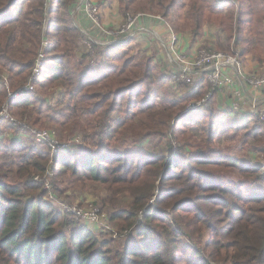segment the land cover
Returning <instances> with one entry per match:
<instances>
[{
  "label": "trees",
  "instance_id": "trees-1",
  "mask_svg": "<svg viewBox=\"0 0 264 264\" xmlns=\"http://www.w3.org/2000/svg\"><path fill=\"white\" fill-rule=\"evenodd\" d=\"M188 1L192 35L218 26L237 40L242 60L261 56L264 0ZM76 2H51L39 80L46 93L62 89L63 101L50 105L25 94L10 109L30 115L35 126L40 118L32 116L43 114L42 124L56 128L61 139L81 132L88 143L53 157L33 140L20 141L17 128L0 120V137L12 131L14 141L0 144V264H264V167L254 161L255 153H264L261 125L221 116L215 95L188 110L208 93L204 80L178 96L155 56H134L126 45H97L86 38L72 16ZM141 2L119 0L125 15L134 5L138 12L168 18L185 5V0H148L149 7ZM44 4L0 0V70L8 73L12 88L16 79L25 83L34 68ZM246 31L255 38L254 48ZM85 41L96 52L94 65L93 55L79 52ZM5 97L0 84V98ZM149 142L153 149L146 147ZM48 170L58 197L74 182L106 187L112 199L104 208L120 237L104 230L98 237L51 204L34 180ZM120 197L130 202L116 207ZM225 251H232L227 260Z\"/></svg>",
  "mask_w": 264,
  "mask_h": 264
},
{
  "label": "rangeland",
  "instance_id": "rangeland-1",
  "mask_svg": "<svg viewBox=\"0 0 264 264\" xmlns=\"http://www.w3.org/2000/svg\"><path fill=\"white\" fill-rule=\"evenodd\" d=\"M52 1L53 0H51V2ZM116 1L119 4V8L121 9L119 0H116ZM147 1L148 0H143V3L142 2L141 3L144 4V6L149 7ZM51 2L48 5H46V0H45V4L44 5H45V8L47 9V12H46V18H45L44 23H43L42 42H41L40 48L37 51L38 56L36 57V59L34 58V60H35L34 61V67H35V63L37 62V60H39L38 59L39 55H43V57H44L43 58V65H44L45 60H46V54H44V51L46 50L47 46H45V44H47L49 41L46 40L47 37H45V35H46V32H47V23H48V18H49ZM94 2L99 7L100 20H101V5L96 0H94ZM78 8H82L81 7V0H77L76 6L72 8L71 12H72V16H73L74 20L76 18V10ZM23 9L26 10V7H24ZM136 9H137L136 6L133 5L130 8L128 14L124 15L125 19H126L124 25L121 28H119L118 30H113V31L120 32L127 25L129 16L135 17V16H138V15H141L140 18H142V17H148V18H154V17L158 18V17H160L159 21L164 23L165 26L167 27V29L169 28L168 32H170V35L172 33L175 37L177 36V38H179V36L180 37L183 36L182 38L185 37V38H190L191 40L193 39L195 41L202 42L203 45H202L201 48L197 49V52H199L201 50H205L206 48H212L214 50L217 49L218 51L221 50L222 52H228L230 54L233 53V52H238L240 54V51L242 52V50H241L242 48L238 47L237 40H236V42L233 41V40L230 41L229 37H228L229 34L224 32V31H222L218 26H215V27L204 26L203 29H202L201 34L198 37L192 35V32L190 30L191 28L189 27V23H188V15H189V13H188L189 1L188 0H185L184 7L180 8L178 10H174L171 13L170 17H168V18H165L160 13L158 14V13L138 12ZM84 15H85V12H84ZM85 17H86V15H85ZM76 25L78 26L77 23H76ZM78 28L80 29L79 26H78ZM263 29H264V24H263ZM81 32L84 35L87 36V34L83 30H81ZM130 32H131V30L129 32H127V33L130 34ZM206 32H208V34L205 35ZM246 35L252 39L251 46H252V48H254L255 38L252 37V33L249 32V31H246ZM115 37H117V36H115ZM90 40L92 41L93 44L95 43L97 45H102V44L96 43V41L101 42L100 40H96V39L92 40V38H90ZM117 40L118 41H122L121 44H118V45L106 44L104 46L126 45V46H128L127 49H130V52H131L132 55H134V56L137 55L139 57L145 56V55L142 54L141 47L137 43L132 41L133 39L125 38V39H117ZM171 40H172V36H171ZM239 45H242V44L239 43ZM258 49H259L260 52H262L261 56H263L264 55V41H263V43L261 45L258 46ZM252 51H254V50L252 49ZM79 52L80 53H84V52L88 53L89 52L90 56L93 55L92 58L89 59V60H91V62H92L91 65L92 64L94 65V62L92 61V59H94L96 57V52H95V50L93 52V49H90V46H88V43H86V41L83 42V43H80ZM255 52H257V51H255ZM16 55L18 56L19 54H16ZM185 55L190 57L188 54H185ZM250 55H253V57H254V59L256 61L264 62V58H261V56L258 57V54L256 55V54L252 53ZM194 56H192L190 58H194ZM158 63H160V65L162 67L163 62L161 63V61H158ZM165 66H166V68H164V69L162 68V70H163L164 73H168L169 72L167 70L168 69V65H165ZM1 67L2 66H0V68ZM42 68H43V66H42ZM42 68H41V73H42ZM262 72H260L258 74H254V75H262ZM32 73H33V70L31 72V74L28 75L26 82L23 83V84L20 83V81H21L20 79H16V81L13 82L14 86L12 88L11 85H10V80H9L8 73L4 69L0 70V84H2V86L5 89V93H6V97L5 98H0V102H1L0 111L3 110L4 108H7L8 114L11 117L15 118L16 120H18L19 122H22L23 124H25L27 126V127L20 126L19 129L17 127H14V128H17V129H14V130H16L19 133L20 141H22V140H31L32 141L31 138L34 137V135L32 136L30 134L31 131H38V132L49 131V132H54L55 135H56L57 140H59L61 143H66L67 141H69L71 139L79 138L82 141L80 146L84 147L86 145V143H88V139L85 136V134H83L81 132H78L76 134H73V136L71 135L68 138H62L61 139L60 136H59L58 131L56 130V128H54L51 125H47L45 127L42 124V123L46 122L47 119L40 112H37V111L33 112V113L41 114V115L34 114L32 116L34 119H37V117L40 118V124H36V126H35V125H33V120L30 119L31 118L30 115H27V116L24 117V116H22V113L24 114V112L22 110L18 109L19 111H16V113H15V112H13L10 109L11 105L13 104V102L10 101L11 100L10 97L13 96L14 94L16 95L18 90L24 89L25 86L29 84V79H30ZM41 73H40L39 79L41 78ZM41 86L42 85H41L40 81L35 83V84H33V87H34L33 93L28 92V93H26V95L33 96L34 98L38 97L41 100H48L50 105H54L55 101L61 100L62 89H58L57 90L55 88H52V90H50V91H48L46 93V90H44L43 87H41ZM171 86L173 88L172 91L174 93H176L178 96H182V94H184L187 90H189L188 88L190 87V85L189 86H186V85L173 86L172 84H171ZM163 94H164V92H163ZM20 98L21 97H19V96L16 97L14 99L15 102L18 101V99H20ZM62 101L63 100H61L60 102H62ZM118 118H121V116L114 115V119L115 120H117ZM2 120L8 123L7 119H2ZM253 121H255V120H253ZM12 133H13L12 131L5 132L3 134V137H0V141H1L0 144L3 143L4 141H8V143H10V144H11V142H14L9 137V134H12ZM35 143L40 145L41 149L45 148L46 150H49V152L51 153L50 149L45 144H40V143H37V142H35ZM219 145H220V147L223 148L226 145V143L223 142V140H220ZM146 147L149 148V149H153L154 145L151 142H149ZM159 149H160V152L162 154H166V149L164 147H159ZM259 153L260 154L255 153L256 156H254V159H255L254 161L256 163H260L261 166L264 167V153H261V152H259ZM250 182H253L255 184L258 183L256 179H253ZM257 186L258 185H256V187ZM62 188L65 190V194L64 195H60L59 194V198L60 199L66 201L69 204H71V203L72 204H77L79 206V208H81V210H85L87 213L94 212L95 210H99L100 209L102 211V213L105 214L106 217H107V222H106L107 223V227H101L102 230L111 232L114 235V237H120L118 235V233H119L118 228H115L109 222V217H108L107 211L104 208V204L107 203V205H108L109 204L108 201L110 199H112V195H111V193L108 191V189L106 187L101 186L100 184H97V183L74 182V184L72 186H69V187L65 186V187H62ZM129 202H130L129 198L120 197V198L116 199V203H114V204H115L116 207H118V206H120V204H128ZM109 207H112V206H109ZM78 223H80V222H78ZM80 225L81 226H85L86 224L80 223ZM96 227H99V226L96 225ZM92 231H94L96 233V235L98 237H100V234H101L100 231L101 230H98L97 228H93V226H92ZM224 254H225L224 258L227 260L229 258V256H231L232 251H229V252L225 251Z\"/></svg>",
  "mask_w": 264,
  "mask_h": 264
},
{
  "label": "built area",
  "instance_id": "built-area-1",
  "mask_svg": "<svg viewBox=\"0 0 264 264\" xmlns=\"http://www.w3.org/2000/svg\"><path fill=\"white\" fill-rule=\"evenodd\" d=\"M50 2L51 0H46V5H48ZM81 7L85 12L86 18L94 24L95 28L102 29L104 31L103 34L110 36L111 38H115V36H119L120 34L127 33L132 30V27L141 16H129L127 25L120 32L104 30L101 25L99 7L94 2V0H81ZM157 19L160 20V17ZM171 36L172 57L170 62L172 67L168 72L171 84L173 86H189L204 80L209 86L206 96L202 100L193 101L188 104V110L198 109L215 94L223 93L226 90L236 91L240 83L249 86L255 91H260L262 88H264V71L262 72V75L246 73L244 69V62L238 52H233L230 54L228 52H222L214 49H205L197 52L194 58H190L177 50V36L175 37L172 33ZM121 42L122 41H118L116 38L110 42L96 41V43L102 45H118L121 44ZM45 46L48 48L49 42L45 44ZM43 58V55H39V60H37L35 63L33 73L29 79V84L26 85L24 89L18 90L16 95L14 94L11 96L10 101L14 102L16 97L24 96L28 92L33 93V84L39 82L40 80L39 77L41 68L43 66ZM234 97L235 98L232 107L233 111L239 113L243 112L244 99L241 97L238 91L235 92ZM249 115L253 120L259 123L264 130V106L259 105L258 103L252 104ZM2 119H7L9 125L12 127H27L22 122H19L15 118L11 117L8 114L7 108H4L0 111V120ZM30 134L32 136L34 135V137L31 138L32 140L48 146L53 157L62 152L70 151L73 148L80 146L82 143L81 139L79 138H74L67 141L66 143H61L59 140H57L55 133L49 131H31ZM34 180L40 182L43 185L44 190L48 194L47 200L51 204L56 205L62 213L72 217L77 222L98 225L101 230V227H107V217L99 208L98 209L100 211L95 210L94 212L87 213L85 210H81L77 204H69L58 197L52 185V170H48L43 175L35 176Z\"/></svg>",
  "mask_w": 264,
  "mask_h": 264
},
{
  "label": "crops",
  "instance_id": "crops-1",
  "mask_svg": "<svg viewBox=\"0 0 264 264\" xmlns=\"http://www.w3.org/2000/svg\"><path fill=\"white\" fill-rule=\"evenodd\" d=\"M101 5V25L104 30H118L121 28L126 19L125 14L119 8V4L116 0H96ZM75 23L78 24L81 30H83L87 36L86 38H92L100 40L101 42H110L113 39H133L132 41L137 43L141 47L142 54L145 56H155L158 61L163 62V68L168 65V71L171 70L170 59L172 57L171 48V35L168 32L167 27L164 23L159 21L157 18L142 17L137 20L132 30L129 33H123L115 38L104 35L102 29H96L94 24L91 23L84 15V10L78 8L76 10ZM208 32L205 33V35ZM177 38L176 48L179 52L188 54L190 57L197 54V49L202 47V42L192 41L190 38ZM264 58V55L261 56ZM244 69L248 74H258L264 70V62L256 61L253 55H248L244 59ZM174 65V62H173ZM204 86V84L202 85ZM190 89L184 94L189 93ZM238 91L241 97L244 99V111L234 112L233 101L235 92ZM226 90L223 93L215 94L216 107L219 110L221 116L231 115L236 118L239 122L252 121L250 117V108L254 103L264 106V88L260 91H255L245 84H239L237 90ZM191 92V91H190ZM192 94V93H191ZM183 95V94H182ZM90 228L100 227L96 225L86 224Z\"/></svg>",
  "mask_w": 264,
  "mask_h": 264
}]
</instances>
